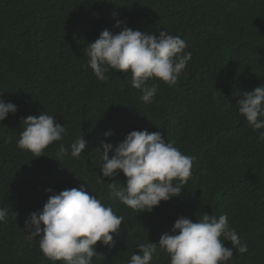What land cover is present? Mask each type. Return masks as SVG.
Wrapping results in <instances>:
<instances>
[{
  "label": "trees",
  "instance_id": "obj_1",
  "mask_svg": "<svg viewBox=\"0 0 264 264\" xmlns=\"http://www.w3.org/2000/svg\"><path fill=\"white\" fill-rule=\"evenodd\" d=\"M123 25L157 37L161 31L178 35L192 53L175 87L149 82L159 91L148 105L131 86L130 73L110 69L102 82L87 67V45ZM260 86L264 0H0V96L18 106L0 122V208L9 210L0 222V264H54L41 252L39 237L26 239L25 221L51 194L81 184L124 217L113 244L97 245L92 264H128L148 241L158 246L150 264H171L160 237L172 233L179 217L198 222L205 213L227 214L248 244L246 254L237 252L226 264H264V142L237 106L242 93ZM42 112L66 126L67 135L35 157L17 141L23 119ZM109 130L113 136L106 139ZM134 130L161 132L196 157L182 194L151 212L112 199L111 179L100 170L101 142L116 146ZM81 135L85 152L72 157L69 146ZM61 143L68 148L63 156ZM115 179L126 181L122 172Z\"/></svg>",
  "mask_w": 264,
  "mask_h": 264
},
{
  "label": "clouds",
  "instance_id": "obj_2",
  "mask_svg": "<svg viewBox=\"0 0 264 264\" xmlns=\"http://www.w3.org/2000/svg\"><path fill=\"white\" fill-rule=\"evenodd\" d=\"M122 24L117 20L115 26L121 28ZM186 47L184 39L167 31H161L157 37L152 32L123 25L118 34L102 31L98 39L87 45L84 54L88 57L87 67L102 82L108 80L110 69L130 73L131 86L140 91L139 99L148 105L159 91V85L150 81L159 80L169 87L177 85L192 60V53L186 52ZM3 96H0V122L18 111V106L6 102ZM241 97L237 105L239 114L258 133V140L264 142L261 131L264 86L244 92ZM65 135L66 126L57 123L55 117L44 112L39 116L29 115L23 119L17 147L40 157L49 145L63 141ZM104 136L108 139L113 132L106 131ZM101 145L104 163L100 170L103 178L111 179L107 182L111 198L140 213L151 212L162 201L179 197L192 176L196 160L195 156L183 154L174 142L166 141L161 132L134 130L116 146L104 141ZM86 146L84 136L77 137L69 146L71 156L80 157ZM67 153L68 148L61 143L58 155ZM121 172L125 182L115 179ZM103 178L98 176V182H106ZM47 191L53 193L51 188ZM8 215L7 208H0V222L6 223ZM122 224L123 216L116 215L111 206L91 195L81 184L79 188L51 194L41 211L30 214L23 231L29 241L39 237L41 252L54 264H92L93 257L99 256L97 245H112L114 234H119ZM224 241L232 247H225ZM157 247L149 241L140 243L139 254L134 252L128 264H150ZM159 248L170 256L171 264H226L235 253L243 255L249 251L247 242L229 226L227 214L217 217L206 213L198 222L179 217L172 233L160 237Z\"/></svg>",
  "mask_w": 264,
  "mask_h": 264
}]
</instances>
